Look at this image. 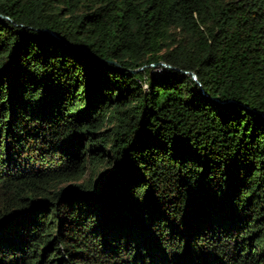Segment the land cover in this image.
Masks as SVG:
<instances>
[{
	"label": "trees",
	"instance_id": "trees-1",
	"mask_svg": "<svg viewBox=\"0 0 264 264\" xmlns=\"http://www.w3.org/2000/svg\"><path fill=\"white\" fill-rule=\"evenodd\" d=\"M0 264H264V0H0Z\"/></svg>",
	"mask_w": 264,
	"mask_h": 264
},
{
	"label": "water",
	"instance_id": "water-1",
	"mask_svg": "<svg viewBox=\"0 0 264 264\" xmlns=\"http://www.w3.org/2000/svg\"><path fill=\"white\" fill-rule=\"evenodd\" d=\"M3 19H5V20H7V18H5V17H3ZM51 34V33H50ZM51 35H53V34H51ZM69 49H72V50H76V51H80V52H83V53H85L87 56H90L87 52H85V50H83L81 47H68ZM151 66H161V67H164V68H167L168 66L167 65H165V64H163V63H161V62H158V63H156V64H154V65H151ZM131 73H137L138 72V70H131L130 71ZM192 77H193V79H194V76L192 75Z\"/></svg>",
	"mask_w": 264,
	"mask_h": 264
},
{
	"label": "rangeland",
	"instance_id": "rangeland-1",
	"mask_svg": "<svg viewBox=\"0 0 264 264\" xmlns=\"http://www.w3.org/2000/svg\"><path fill=\"white\" fill-rule=\"evenodd\" d=\"M165 70L164 69H159L157 67L152 68L151 74L156 76V75H161L164 74Z\"/></svg>",
	"mask_w": 264,
	"mask_h": 264
}]
</instances>
